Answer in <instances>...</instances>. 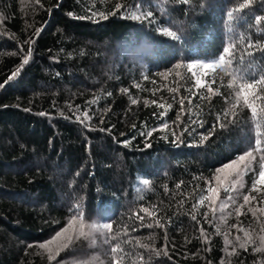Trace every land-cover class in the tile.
Segmentation results:
<instances>
[{
	"label": "trees",
	"instance_id": "trees-1",
	"mask_svg": "<svg viewBox=\"0 0 264 264\" xmlns=\"http://www.w3.org/2000/svg\"><path fill=\"white\" fill-rule=\"evenodd\" d=\"M241 70L264 73V0H0V264L73 263L41 247L71 221L106 264H264Z\"/></svg>",
	"mask_w": 264,
	"mask_h": 264
},
{
	"label": "rangeland",
	"instance_id": "rangeland-1",
	"mask_svg": "<svg viewBox=\"0 0 264 264\" xmlns=\"http://www.w3.org/2000/svg\"><path fill=\"white\" fill-rule=\"evenodd\" d=\"M225 173V170L219 172L217 179L220 180ZM96 230L90 224H85L82 221H71L57 236L44 245V248L50 247L53 243H56L55 247H71L70 249L73 245L74 252H71L76 256L71 258L73 260V263L70 262L71 264L77 261L78 264H106L105 260L99 257L102 254L99 240L102 243L103 240ZM96 237L99 238L97 242L94 240Z\"/></svg>",
	"mask_w": 264,
	"mask_h": 264
},
{
	"label": "snow or ice",
	"instance_id": "snow-or-ice-1",
	"mask_svg": "<svg viewBox=\"0 0 264 264\" xmlns=\"http://www.w3.org/2000/svg\"><path fill=\"white\" fill-rule=\"evenodd\" d=\"M185 2H186V0H185ZM151 15H152V14H151L150 12L147 13V16H148V17H151ZM236 19H238V17L235 16V13H234V12H229V13H228V22H229V25H230V26H231L232 22H233L234 20H236ZM256 19H257V23H260V22H261V17H257ZM150 22H151V21H150ZM229 30H231V27H230ZM162 31L168 32V34H169L170 36H173L174 38L179 39V37L176 36V33H175V32H170V31H168V29H162ZM250 46H251V45H250ZM223 53H224V54L221 55V57H220V61H224V59H225V55H231L230 48H229V47H225V48L223 49ZM24 62L27 63V60H25ZM214 63H216V62H215V61H213L212 63L204 62L203 66H204L205 68H210V67H212V65H213ZM229 63L231 64V61H229ZM239 74H240V77H241L242 79H246V80L249 81V82L246 84V87H247L248 89H253L257 83H262V84H264V73L258 74V75H259V79H256V78L253 77L250 73H246V72H244L243 70H241ZM15 75H16V74L13 73V76H15ZM9 79H12V77H9ZM0 87H2V85H0ZM210 90H211V89H210ZM243 90H244V89L242 88V89H241V92H243ZM258 91H259V94H260V95H264V90H258ZM245 103H248L247 99L245 100ZM253 114H254V116H255V110H254V109H253ZM258 126H259V124H257V127H258ZM254 150L259 151V152L261 153L262 157H264V137H261L260 135H257V138H256V140H255V149H254ZM251 154H252V151H249V152L247 153V155H251ZM239 159H240L241 161H243V160L245 159V156H244V155H241ZM229 167H231V165H229ZM262 168H264V165H262ZM258 175H259V179H258V180H255V181L253 182V190H256V189H255V184H256V183H262V184H264V170L260 171ZM142 183H144L145 185H147V184L149 183V181L145 179V180L142 181ZM225 191H227V189H226ZM227 199L231 200L232 197L229 196V197H227ZM249 199H250L249 196H247V195L244 196V200H245V202L249 201ZM194 218H195V217H194ZM94 227H95V226H94ZM101 227H103V226H101ZM108 227L110 228L111 226L108 225ZM65 246H67V245H65ZM41 247H44V245H41ZM241 247H243V245H241ZM118 250H119V251H123V249H119V246H118V245H114V246H112V248H111V252H112V253H116ZM259 250H260V249H257V251H259ZM50 258H51V257H50ZM141 259H142V258H141ZM114 264H118V261H116L115 257H114Z\"/></svg>",
	"mask_w": 264,
	"mask_h": 264
}]
</instances>
